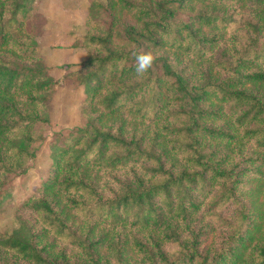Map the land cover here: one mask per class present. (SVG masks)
<instances>
[{"label":"trees","instance_id":"trees-1","mask_svg":"<svg viewBox=\"0 0 264 264\" xmlns=\"http://www.w3.org/2000/svg\"><path fill=\"white\" fill-rule=\"evenodd\" d=\"M33 1L0 0V203L58 81L82 125L48 141L0 264H264V0H89L61 80Z\"/></svg>","mask_w":264,"mask_h":264},{"label":"rangeland","instance_id":"rangeland-1","mask_svg":"<svg viewBox=\"0 0 264 264\" xmlns=\"http://www.w3.org/2000/svg\"><path fill=\"white\" fill-rule=\"evenodd\" d=\"M89 0H34L32 11L45 19L39 38L40 55L56 80L76 69L84 60V50L76 45L77 38L86 31L85 18ZM79 95L67 84L59 82L54 87L50 102V128L46 139L37 146L33 158L24 171L14 177L9 185V196L0 203V231L16 229V216L28 217L17 212L23 203L40 186L48 170V141L56 132H63L82 125L78 112Z\"/></svg>","mask_w":264,"mask_h":264},{"label":"clouds","instance_id":"clouds-1","mask_svg":"<svg viewBox=\"0 0 264 264\" xmlns=\"http://www.w3.org/2000/svg\"><path fill=\"white\" fill-rule=\"evenodd\" d=\"M153 54L151 52L138 54L136 57L135 71L137 74H143L151 64L153 60Z\"/></svg>","mask_w":264,"mask_h":264}]
</instances>
